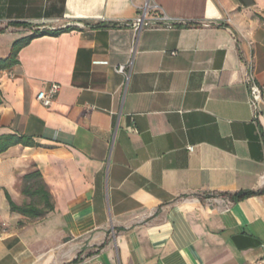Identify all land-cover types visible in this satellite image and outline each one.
Here are the masks:
<instances>
[{
    "label": "crops",
    "instance_id": "1",
    "mask_svg": "<svg viewBox=\"0 0 264 264\" xmlns=\"http://www.w3.org/2000/svg\"><path fill=\"white\" fill-rule=\"evenodd\" d=\"M65 28L0 66V137L35 144L0 154V264H264V193L230 198L264 190V0H0V61ZM33 180L52 210L11 212Z\"/></svg>",
    "mask_w": 264,
    "mask_h": 264
},
{
    "label": "trees",
    "instance_id": "2",
    "mask_svg": "<svg viewBox=\"0 0 264 264\" xmlns=\"http://www.w3.org/2000/svg\"><path fill=\"white\" fill-rule=\"evenodd\" d=\"M14 26H18L17 24H13ZM72 29L65 28L62 30H55V31H42L39 33H34L32 36L22 39L16 43L13 44L11 48L10 55L7 59L0 61V66H9L11 64L16 63V57L19 52V50L27 45L33 38L42 36V35H52L56 36L59 35L62 32H67ZM15 145H22L24 147H33L35 146L34 142L26 137H17L15 135H9V136H2L0 137V154L5 152L8 148ZM36 178L39 177V174L36 173ZM264 190L260 192H253V191H242L239 193L234 194L231 198L232 201H239L243 200L245 198H248L250 196L256 195V194H263ZM26 194H29L31 196H37L40 199V202L43 204V207L41 209L32 206V205H23V206H16L10 199L7 197V201L9 203V208L11 212H17L23 216L30 217V218H38L42 217L45 214H47L49 211L52 210V205L50 203L49 195L44 191L43 185L39 182L37 183L36 189L33 190V192L26 191Z\"/></svg>",
    "mask_w": 264,
    "mask_h": 264
},
{
    "label": "built area",
    "instance_id": "3",
    "mask_svg": "<svg viewBox=\"0 0 264 264\" xmlns=\"http://www.w3.org/2000/svg\"><path fill=\"white\" fill-rule=\"evenodd\" d=\"M145 10L143 11L142 15L136 20V22L132 25L135 31H138L141 29L143 26H150L153 25L154 23H161L164 25L165 28H171L173 26L172 23L168 22L165 17L159 16V17H154L152 20H147V12L146 9L147 7L144 8ZM43 30V28H42ZM42 32V31H40ZM174 54V53H173ZM125 66H119L117 68V72L124 74L125 73ZM245 84L248 88V93H249V104L250 107L254 110L257 111L258 105L261 104L264 101V85H257L253 77L248 75L245 79ZM60 90V85L56 83H51L48 85V87L40 90L37 95H36V101L44 108H48L56 95L58 94ZM191 150V148H189Z\"/></svg>",
    "mask_w": 264,
    "mask_h": 264
},
{
    "label": "rangeland",
    "instance_id": "4",
    "mask_svg": "<svg viewBox=\"0 0 264 264\" xmlns=\"http://www.w3.org/2000/svg\"><path fill=\"white\" fill-rule=\"evenodd\" d=\"M25 185V183L22 185V187ZM37 186V181L36 180H33V181H29V184H28V188L30 190L34 189L35 187ZM34 203H37V200L35 201L34 200Z\"/></svg>",
    "mask_w": 264,
    "mask_h": 264
}]
</instances>
